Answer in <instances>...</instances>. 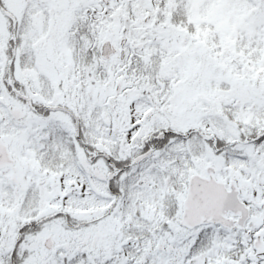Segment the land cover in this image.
Here are the masks:
<instances>
[{
  "label": "snow or ice",
  "instance_id": "snow-or-ice-1",
  "mask_svg": "<svg viewBox=\"0 0 264 264\" xmlns=\"http://www.w3.org/2000/svg\"><path fill=\"white\" fill-rule=\"evenodd\" d=\"M0 264H264V0H0Z\"/></svg>",
  "mask_w": 264,
  "mask_h": 264
}]
</instances>
